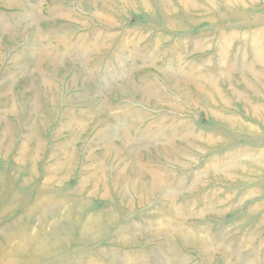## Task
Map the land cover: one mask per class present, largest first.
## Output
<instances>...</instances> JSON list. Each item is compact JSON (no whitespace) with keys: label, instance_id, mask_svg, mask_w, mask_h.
<instances>
[{"label":"rangeland","instance_id":"374dc122","mask_svg":"<svg viewBox=\"0 0 264 264\" xmlns=\"http://www.w3.org/2000/svg\"><path fill=\"white\" fill-rule=\"evenodd\" d=\"M0 264H264V0H0Z\"/></svg>","mask_w":264,"mask_h":264}]
</instances>
